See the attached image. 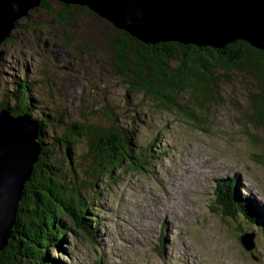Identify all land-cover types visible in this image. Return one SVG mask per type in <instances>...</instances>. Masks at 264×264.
Segmentation results:
<instances>
[{
	"label": "rangeland",
	"instance_id": "1",
	"mask_svg": "<svg viewBox=\"0 0 264 264\" xmlns=\"http://www.w3.org/2000/svg\"><path fill=\"white\" fill-rule=\"evenodd\" d=\"M48 6L52 13L36 8L18 20L0 46V103L13 78L28 77L41 83L39 97L61 108L65 121L107 122V109L119 123L126 121L123 115L137 114L143 128L138 145L153 142L147 150L155 158L144 170L124 167L109 183L104 179L86 189V197L100 191L89 207L99 224L96 242L72 233L63 251L48 247L51 256L64 264H264V234L258 238L253 232L255 248L246 255L236 223L223 215L216 198L217 181L236 175V194L264 212V160H258L264 157V127L250 123L242 76L228 72L229 83L220 80L219 100L206 109L198 102L181 103L201 121L196 124L178 109L160 108L128 90L126 79L112 69V52L100 34L109 32L106 21L78 12L68 30L54 15L62 5L48 1ZM73 148L71 167L81 185L91 159L84 145ZM69 171L64 164L68 177Z\"/></svg>",
	"mask_w": 264,
	"mask_h": 264
},
{
	"label": "trees",
	"instance_id": "2",
	"mask_svg": "<svg viewBox=\"0 0 264 264\" xmlns=\"http://www.w3.org/2000/svg\"><path fill=\"white\" fill-rule=\"evenodd\" d=\"M39 8L52 13L48 1ZM78 12L92 15L88 9L76 6H63L54 15L66 29L72 30L71 22ZM107 31L106 35L99 32L112 52V69L126 79L132 93H143L160 108H176L189 120L200 124L201 121L186 110L190 108L181 103L192 101L197 106L195 103L198 102V107L204 105L206 109V105L219 100L220 80L229 83L227 73L236 71L245 83L246 99L252 110L250 123L256 128L264 127V51L243 41L231 43L221 50L175 42L149 45L111 26ZM61 41L65 46L70 45L68 38ZM79 51L83 52L82 48ZM10 86L0 109L8 108L13 115H24L35 123L42 150L24 185V196L18 205L11 237L0 252V264H64L51 256L48 247L63 251V244L72 233L90 243L97 240L99 224L92 219L89 207L100 191H91L95 194L86 197L85 190H93L98 181L112 180V173L124 167L134 172L144 170L150 160H155L153 152L147 150L153 142L138 145L137 138L143 128L137 114L123 115L126 121L120 118L119 123V117L107 109L103 115L107 122L87 123L85 118L65 121L61 108H52L39 97L37 91H41V83L23 77L13 78ZM80 145L85 146L87 154H84L91 159L86 176L90 182L87 184L85 178L81 185L75 178V167H71L73 147ZM258 160L262 162L264 157ZM64 164H69L72 169L70 177L63 173ZM238 186L235 178L219 181L216 188L218 203L225 217L239 228L247 223L248 230L259 238V233L264 234V212L255 207L254 202L239 197L236 194Z\"/></svg>",
	"mask_w": 264,
	"mask_h": 264
},
{
	"label": "water",
	"instance_id": "3",
	"mask_svg": "<svg viewBox=\"0 0 264 264\" xmlns=\"http://www.w3.org/2000/svg\"><path fill=\"white\" fill-rule=\"evenodd\" d=\"M44 1L86 8L143 44L175 42L221 50L243 41L264 51V0H0V46L11 36L18 20L28 17ZM41 150L35 123L1 108L0 252L11 237L24 185ZM235 228L242 251L251 257L255 234L246 224L240 228L236 224Z\"/></svg>",
	"mask_w": 264,
	"mask_h": 264
}]
</instances>
